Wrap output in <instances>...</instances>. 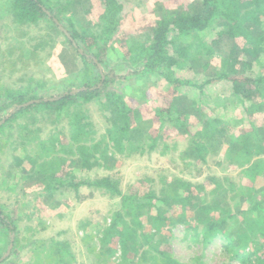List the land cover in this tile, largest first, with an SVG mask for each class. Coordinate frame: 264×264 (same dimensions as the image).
<instances>
[{"label": "rangeland", "instance_id": "1", "mask_svg": "<svg viewBox=\"0 0 264 264\" xmlns=\"http://www.w3.org/2000/svg\"><path fill=\"white\" fill-rule=\"evenodd\" d=\"M67 1V3L64 1L63 7H59L56 11L61 26L51 19L29 24L30 36H26L28 39H23L25 46L15 50L12 61L5 58V63L0 64L3 68L9 64L14 70L9 73V70L2 71L0 66L1 93L5 94L7 90L13 88L16 91L18 89L28 90V99L31 96H50L81 87L84 85L83 80L86 73L91 76L97 74V68L91 62V66L88 67L89 61L87 62L82 55L84 52L90 53L88 46L94 39L89 37L90 34H83L87 35L84 36L86 41L80 40L79 45L76 46L65 31L68 30L71 34L76 29L85 33L84 29L89 28L96 32L106 12L105 5L101 0ZM121 1L123 4L121 21L117 28V36L114 38L123 37L124 45L120 46L114 40L106 48L99 39V46H93L95 50L98 48L99 52L101 48H104L101 50L103 63L100 69L108 73L113 68L119 72V76L128 73L122 68H124V59L128 57L132 38L151 37L152 32L149 30L154 22L156 24L155 18H158V14L168 12L196 14L202 10V0ZM0 2H6L7 10L10 9L9 0H0ZM260 19L259 16L251 21L257 23ZM225 22L223 18L218 17L213 20L214 24H225ZM5 25L12 28L10 34L21 32L20 29H16L20 28V25L15 21L13 24L6 23ZM62 26L66 28L65 31ZM2 31L5 32L3 23L0 25V33ZM205 35L201 38H204L212 49V56L204 59L194 58L191 62L187 61L174 66L172 71L175 77L186 78L191 67L201 74H210L217 70L237 75L238 68L235 71L234 62L230 60V57L236 55L231 52L232 42L223 37L212 47L209 43L212 37H208L207 32ZM2 37L4 36H0V39ZM6 37L12 41L14 36ZM65 46L68 48H64ZM62 49H70L73 62L71 64L72 66L76 64L70 69L71 73H69L67 64L57 55L58 50L60 54L62 53L60 51ZM66 56L68 57V54ZM66 56H64L65 59ZM224 62H227L226 66ZM257 67L253 70L258 71ZM75 68L76 72H73ZM108 77L110 76L107 75ZM120 80L113 83L110 90L115 88L114 90L123 94L130 107L135 110L132 111L130 118L132 132L137 128L142 134H146L150 127L148 132L160 138L158 143L160 147L154 152L137 150L135 142H146L149 145L152 142L145 136L136 139L133 136V146L136 149H129V144L124 151L113 148L107 131L110 127L107 120L109 113L104 104L96 99L73 105V109L64 110L61 113L63 117L62 115L57 116L52 109L36 105L29 110L22 111V115L0 130V206L2 208L0 209L14 221L15 238L17 234L14 243L20 247V251H16L20 253V256L12 263L27 264L30 256H36L35 253H39L40 259L34 258L37 264H57L50 261L48 248L51 242L61 239L67 242L71 253V256L66 255V263L62 264H119L120 262L159 264L158 260L153 258L156 252L152 246L156 244L170 252V255L181 263L258 264L255 261L258 258L254 250L260 246L258 243H263L262 238H256L257 244L255 242L254 245L241 249L247 261L243 263L241 258L226 252V238L223 233L214 234L206 241L203 233L198 232L200 224L196 217H193L194 209L190 205H185L184 199L181 201L177 199L179 192L185 195L190 193L193 196V202L198 205H202V201L205 200V202L217 205L219 210L232 209L236 212L239 208L238 198H242L247 191H251L259 195L264 204V171L261 172L263 173L261 176H255L253 179L246 177L242 173L241 165L249 157L228 156L227 149L232 144L226 136L234 132L236 134L239 130L236 127L232 128L239 115L231 118L230 112L240 109L244 113V110L251 112L254 109V112H251L253 117L249 118L243 114L245 122L242 128L245 129L244 132L249 133L256 128L255 131L261 134L253 138L254 142L249 150L257 154L253 155L249 163L264 161V85L249 84L236 93L233 85L228 82L211 83L201 90L189 85H179L175 88V85L155 75L149 78L129 75ZM226 90H228L227 94ZM247 94L250 97H247L244 102L241 98ZM6 99L3 96L2 100L6 101ZM34 102L36 100H30L28 104ZM17 106L16 104L6 110H0V118L5 119L10 114L12 115ZM169 106H174L180 114H184L181 119L184 120V124L181 123V126L167 124L163 127L161 120L164 114L153 122L152 117L156 115L155 111ZM258 106L262 109H258ZM255 108L258 110L256 111ZM178 112L175 111L172 116H176ZM69 115H73V118L71 117L73 124H71ZM80 117L85 118L84 123L87 124L83 128L84 133L80 128H76ZM204 118H208L205 122V124L209 123L208 128L215 126L221 131L223 138L209 140V151L204 153L206 161L198 156V152L190 149L192 139L202 135L206 129L203 126L204 123L201 122ZM4 119L0 121L2 122L0 125L3 124ZM141 133L136 135H142ZM81 144H86L89 155L98 164L92 170L82 168L80 157L83 154L79 149L82 147ZM164 144L169 146L167 153L162 152ZM51 148H54L53 153L46 156ZM92 150L95 152L94 156ZM102 152H106L109 157L113 158L111 157L108 161L104 158L102 160L100 157ZM96 154L97 157H95ZM56 158L60 159L63 171L56 173L52 180L58 181L64 176L67 186L60 190L47 192L42 189L45 185L39 183L38 179L41 174L38 171L47 170L48 162ZM249 163L246 166H249ZM31 174H35L33 178L29 177ZM102 176H110L117 180L122 195L130 196L135 201L136 198L146 201L148 200L146 195L160 189L164 192L161 195L171 200L168 203L171 208L164 202V204H159L160 202L157 203V201L145 207L146 213L141 214V219L146 223L144 229L150 237L143 240L138 248L132 249L125 257L122 254L119 238L114 237L109 241L104 235V230L112 224L117 212L122 213L124 220L132 228L135 224L132 222L133 216L129 213L130 208H123V196L108 193L105 190L101 191L86 184L79 188L68 187V183L75 184L79 181L87 183ZM182 182L187 183V189ZM230 182L234 183L233 188L229 186ZM16 185L17 190H14ZM230 197L232 201L229 200ZM158 208L169 210L172 223L162 226L159 230L151 229L148 222L152 224L150 218L157 213ZM184 208L187 211L186 219L179 220V215ZM214 213L216 216H223L218 210ZM234 229H237V225L229 226L228 230H231L229 234H233ZM62 230H68L70 234H65ZM5 240L7 247L10 239L0 233V244H3ZM31 248L33 249L29 252Z\"/></svg>", "mask_w": 264, "mask_h": 264}, {"label": "trees", "instance_id": "2", "mask_svg": "<svg viewBox=\"0 0 264 264\" xmlns=\"http://www.w3.org/2000/svg\"><path fill=\"white\" fill-rule=\"evenodd\" d=\"M64 1L66 3L68 2L67 0H9V5L12 15L20 25H29L37 23L43 19H51L59 26L61 22L56 11L59 7H63L62 3ZM101 1L105 5L106 12L102 17L101 24L96 32L89 28H85V33L74 29L73 32L69 34V31L62 26L63 30H66L65 34L76 46L79 45L80 40H83L84 42L86 41L84 36L87 35L83 34H90L89 37L94 39L95 42L93 41L88 46L90 53L84 52L82 55L87 62L89 61L87 64L88 67L92 64L97 68V74H92L91 76L86 73V77L83 80L84 85L81 87L68 90L65 93L61 92L50 96H31V98L28 99V90L18 89L16 91L13 90V88L7 90L5 94L0 92V103L2 102L0 110H6L8 107L16 104L19 106L16 107L15 112L12 113L10 117H5V121L0 125V130H3L8 124L15 121L18 116L22 115V111L29 110L36 105L44 106L45 109H52L57 116H61V113L64 110L70 111L75 104L91 102L96 99L104 104L109 113L107 120L109 121L110 127L107 131L109 138L113 143V148H119L120 151H124L129 144V149H136V147L133 146V136H135V139L137 137L145 136L146 139L150 138V141L152 142H150V145L146 142H135L137 150H141L142 152L143 150L145 152L147 150H149V152H154L160 147L158 144L160 138L151 135L148 131L146 134H142L137 128L132 132L133 127L130 124V118L132 116V111L134 112L135 110L130 107L123 94L114 90L115 88L110 90L113 83H116L118 80L129 75L145 76L146 78L155 75L166 80L167 83L173 86L175 85V88L179 85H189L193 88L203 90L205 86H209L211 83L228 82L230 85H233L234 90L238 93L249 84L256 83L264 85V0H202V10L200 13L178 14L168 12L167 14H158V18H155L156 24L154 22L149 30L152 32L150 35L151 37L142 38L136 36L132 38L131 48H129L128 57L124 59V68H122V70H125V72L128 73L120 74V76L119 72L113 68H111L108 73L102 68L100 69V65L103 63L101 60V50L104 48H101L99 52L98 48L95 50L93 46H99V39H101L106 48L114 40H116L120 46L121 44L124 45L125 39L123 37L114 38L118 33L117 28L121 21L123 4L121 3V0ZM259 16L261 17L259 22L255 23L251 21L253 18ZM215 17L223 18L226 21L225 24H214L213 20ZM206 32L208 37H212L209 42L212 47L215 42L223 37L232 42L233 50L231 52L236 55L230 57V60L234 62L233 65L234 68H236L235 71H237L238 68L237 75L229 74L228 71L220 72L217 70L214 73L201 74L191 67L186 78L175 77L172 71L174 66L187 61L191 62L194 58L204 59L205 57L210 58L212 56V49L207 45L205 39L201 38V36H206ZM227 62H224L225 66L227 65ZM255 67L258 68V71L253 70ZM107 75L110 77L107 78ZM247 92L249 93L248 90ZM225 93L227 94L228 90H226ZM3 96L5 99L7 98L6 101L2 100ZM237 96L240 97L239 94H237ZM251 96L253 95L251 94ZM247 97H250L249 94H247V96L245 95L241 100L245 102ZM30 100H36V102L28 104V101ZM257 108L262 109L259 106ZM258 109H256V111ZM253 110L251 112H254ZM69 111L68 114H70ZM175 111L178 112L174 106L159 108L155 111L156 115L152 117V119L155 120L157 117L159 119V117L164 114L163 119L161 120L163 127L167 124L171 126L175 124L181 126V123L184 124V120H181L184 114L178 112L176 116H172ZM251 112L247 110H244V113L243 111L238 112L240 118H237V122L233 124L232 128L236 127V129L238 128L239 130L236 134H234V132L227 134L226 136L232 144V146L227 149L228 156H236L237 158L248 156L249 158L241 165L243 167L242 173L246 177L253 179L255 176H261L264 173V161H261V163L259 161L253 164L249 163L253 155L257 154L249 150L250 146L253 145V138L261 135L260 132L255 131L256 128L252 129L250 133L244 132L245 129L242 128V125L244 126L245 122L243 114L250 118L253 117ZM72 116L73 115H69L70 118ZM72 118L71 124H73ZM3 119L4 118H0V121ZM84 119L85 118L80 117L79 125L76 127L77 129L80 128L82 133L85 132L83 128L87 126V124L84 123ZM207 119L204 118L201 120L206 129L202 135L193 138L192 147L190 148L193 152H198V156L204 159V161H206L204 153L205 151H209V140H217L216 138L220 140L223 139L221 131L218 128L215 126H209L208 128L209 123L205 124ZM185 132H187V130H185ZM139 133L142 135H136ZM81 146L82 147L79 149L80 151L82 150L81 153L83 154L80 157L82 160V168L92 170L94 166L98 164L96 161L94 162L92 160L86 144H81ZM168 147L169 146L164 144L162 152L165 151V153H167ZM53 151L54 148H51L46 156L51 155ZM92 154L93 156L95 154L93 150ZM95 157H97V154ZM100 157L102 160L104 158L108 161L112 156L109 157L106 152H102ZM31 160L33 161V159ZM59 161L60 159L56 158V160L48 162L47 170L42 169L38 171V173L40 172L41 174V177L38 179L39 183L45 185L42 189H45L47 192L51 190H60L67 186L64 182L66 179L64 176L58 181L52 180L56 173L63 171V166H61ZM34 163H36V161H34ZM247 163L250 165L246 166ZM34 175L35 174H31L29 177L31 178ZM47 177L49 179H47ZM118 183L117 180H114L110 176H102L88 181L87 183L84 181H79V183L75 184L68 183V187L74 186L75 188H79L86 184L101 191L105 190L108 191V193L123 196V208H130L129 213L133 216V221H131L135 224L132 228L130 224L124 220L122 213L117 212L115 218L112 220V224L104 230V235L109 241L114 237L119 238L120 246L122 247V254L125 257L132 249L138 248V245L142 244L143 240L149 239L150 237L144 229L146 223L141 219V214L146 213L145 207L152 204L153 201H157V203L160 202L159 204L164 202L171 208L170 204H168L171 200L163 197L161 194L164 192L160 189L159 191L154 190L146 195V198L148 199L146 201L138 198H136L135 201L134 198L130 196L122 195ZM182 183L187 189V183ZM17 185L13 188L14 190H17ZM229 186L233 188L234 183L230 182ZM178 197V201L184 199L185 205H190V207L194 209L193 217L195 216L198 220L200 224L198 226V232L203 233L204 239L207 241L214 234L223 233L226 238V252L233 254L234 257L241 258L243 263H246L247 261H245L241 249L246 248V246L254 245L255 242V244H257L258 242L256 241V238H262L261 242L263 243H258L260 246L254 251H256V257L258 258L255 260L256 263L264 264V204L261 198H259V195L247 191L242 198H238L239 203L237 202V206L239 208L236 212H233L232 209L219 210V208L216 207L217 205L215 206L210 202H205V200L202 201V205H198L196 202H193V196L190 193L185 195L184 193L182 194L179 192ZM19 200L20 199H18V201ZM229 200L232 201L233 199L230 197ZM1 209L0 233L10 239L12 234L15 236L16 226L11 217L4 214ZM139 210L141 211L138 213L137 211ZM215 210L220 211L221 216H223H216L214 213ZM186 214L187 211L184 208L179 215V220L186 219ZM176 217H178V215ZM150 219L152 224L148 221L147 222L150 224L151 229L156 230L161 229L162 226L168 223H172V218L169 216V210L167 209L163 210L158 208L157 213L152 215ZM231 224L233 226L237 225V229H234V232H232L233 234H229L231 230H228L229 226L233 227ZM16 239L17 234L15 240ZM2 247L3 244H0V250ZM152 248L156 252L154 253L155 256H153V258H156L159 264H187L178 262L170 255V252L161 248L159 244L153 245ZM66 255L71 256L67 243L54 241L51 246L50 261L57 264H62L63 262L66 263ZM119 264L127 263L120 262Z\"/></svg>", "mask_w": 264, "mask_h": 264}, {"label": "crops", "instance_id": "3", "mask_svg": "<svg viewBox=\"0 0 264 264\" xmlns=\"http://www.w3.org/2000/svg\"><path fill=\"white\" fill-rule=\"evenodd\" d=\"M0 4L2 5L1 7H0V25H1V23H3V26L5 27V32L4 31H2L1 33H0V36H4V37H2L1 39H0V50H2V51H0V64H4L5 63V58L6 59H10V61H12V59H14V57H12V55H13V53L15 52V50L17 49V48H20V47H23V46H25L24 44V41H23V39H28V37H26V36H30V34L28 33V30H30L29 28H28V25H20V24H18L17 23V20L14 18V16L12 15V12H11V10L10 9H8L7 10V3L6 2H0ZM2 11H3V13H2ZM16 22L18 25H20V28L19 27H17L16 29H20L21 30V32H17V33H15V34H10V31L12 30V28H10V27H8V25L6 26L5 24L7 23V24H13V22ZM12 26V25H11ZM8 28H9V32H8ZM23 29H25L24 30V32L22 33V31H23ZM5 36H14L13 37V39H12V41H10V39H8V37H6L5 38ZM16 36H20V37H16ZM13 41H15V43H13ZM27 44V43H26ZM52 45H54V42H52ZM16 47V48H15ZM64 48H68V46H65ZM50 49H52V46H50ZM60 51H62V53L64 52V54H60L59 53V50H58V52H57V55H58V57L60 56L61 58H62V61L63 62H65L67 65L66 66H68V70L70 71L69 73H71V68L72 67H74V66H76V64H73V66H72V64H71V52H70V49L69 50H66V49H62V50H60ZM68 51V53H66ZM9 53V54H8ZM68 54V57L66 56ZM64 56H66V59H65V57ZM9 57H12V58H9ZM74 61H75V59H74ZM73 63V62H72ZM1 66V65H0ZM2 67V66H1ZM0 67V68H1ZM3 70H9V73H12V72H14V70L12 69V66L11 65H7V66H5L4 68L2 67V71ZM73 72H76V68L75 69H73ZM240 110V109H239ZM239 110H236V111H232V112H230V114H231V118H232V116L235 118L237 115H238V112H239ZM237 118H238V116H237ZM153 120V122L156 120H154V119H152ZM150 130V127L148 128V131ZM237 132V131H236ZM193 140V139H192ZM60 193V192H59ZM68 229V228H67ZM65 234H70L69 232H68V230H62ZM67 238V237H66ZM14 240H15V236L12 234V236H11V238H10V240H9V243L7 244V247H5V244H6V240H5V242L3 243V247H2V249L0 250V264H17L16 262L14 263H12V261H14V259L16 260V259H18V257L20 256V253H16V251H20V247L19 246H16L15 245V243H14ZM56 241H61V242H65V243H67L65 240H61V239H58V240H56ZM15 242H17V241H15ZM13 243V246H12V250H11V252H10V254L8 255V256H6L3 260H2V258L7 254V252H8V250H9V248H10V245ZM52 244H53V242H51V245L49 246V248H48V253H50V257H51V246H52ZM9 246V247H8ZM4 247H5V249H4ZM34 247V246H33ZM32 249L33 248H31L30 250H29V252L30 251H32ZM22 252V251H21ZM28 252V251H27ZM29 252H28V254H29ZM21 255H22V253H21ZM35 255L36 256H30L29 258V261H27V264L29 263V264H37V261H35V259L34 258H38V259H40L39 258V256L38 255H40L39 253L37 254V253H35ZM49 257V258H50ZM11 261V262H10ZM26 264V263H25Z\"/></svg>", "mask_w": 264, "mask_h": 264}, {"label": "water", "instance_id": "4", "mask_svg": "<svg viewBox=\"0 0 264 264\" xmlns=\"http://www.w3.org/2000/svg\"><path fill=\"white\" fill-rule=\"evenodd\" d=\"M10 116H11V114H10L9 116H7V117H10ZM4 121H5V119H4ZM1 123H2V122H0V124H1ZM12 246H13V243L10 245V248H9L7 254L2 258V260H3L6 256H8V255L10 254V252H11V250H12Z\"/></svg>", "mask_w": 264, "mask_h": 264}]
</instances>
